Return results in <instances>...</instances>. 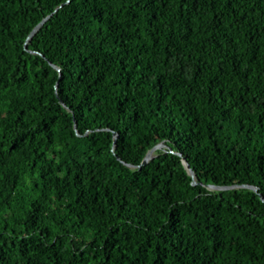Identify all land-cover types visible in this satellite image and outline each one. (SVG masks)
I'll return each mask as SVG.
<instances>
[{"label":"trees","instance_id":"trees-1","mask_svg":"<svg viewBox=\"0 0 264 264\" xmlns=\"http://www.w3.org/2000/svg\"><path fill=\"white\" fill-rule=\"evenodd\" d=\"M67 1L0 0V264H264V0Z\"/></svg>","mask_w":264,"mask_h":264},{"label":"water","instance_id":"water-1","mask_svg":"<svg viewBox=\"0 0 264 264\" xmlns=\"http://www.w3.org/2000/svg\"><path fill=\"white\" fill-rule=\"evenodd\" d=\"M70 0H68L67 2H69ZM51 16V15H50ZM50 16H47L46 18H44L34 29L33 31L31 32V34L29 35L28 39H27V42L25 43V48H27V45L28 43L31 41V39L33 38V36L38 32V30L41 29V27L44 25V23L50 18ZM33 53H36V52H33ZM51 66L57 71L60 73V76H61V69L59 67H57L56 65H53L51 64ZM58 85V84H57ZM75 129L77 130V125L75 124ZM117 137H118V134L115 133L114 134V148L116 146V141H117ZM167 148V146L165 145L164 142L162 143H159L158 145H156L154 148H152L145 156V158L143 159L142 163L139 165V166H132V165H127L128 167L130 168H141L142 166L148 164L154 157V153L157 151V150H161V149H165ZM183 164L184 166L186 167V169L188 170L190 176L192 177V184L193 185H197V181H196V175L195 173L189 168V164L187 163V161L184 159L183 160ZM207 188L209 190H213V191H223V190H233V189H250L254 192H258V188L257 187H253V186H247V185H242V186H207ZM260 198L264 201V197L262 195H260Z\"/></svg>","mask_w":264,"mask_h":264}]
</instances>
